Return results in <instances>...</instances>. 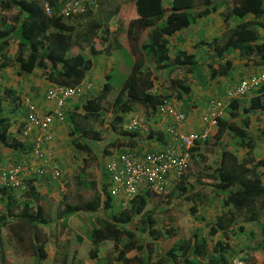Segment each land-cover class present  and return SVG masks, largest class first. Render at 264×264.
<instances>
[{
    "label": "trees",
    "instance_id": "16d2710c",
    "mask_svg": "<svg viewBox=\"0 0 264 264\" xmlns=\"http://www.w3.org/2000/svg\"><path fill=\"white\" fill-rule=\"evenodd\" d=\"M57 1H45L51 7V15H47L43 7L35 0H0L2 11H16L8 22L3 23L2 21L0 25V56L5 58L0 61V69L8 67L11 63L10 58L2 54L1 50L8 47L10 39H16L18 43L13 61L18 64L19 72L33 67L39 68L45 72L52 84L73 87L85 79L93 67L95 56L101 52L110 53L109 48L106 50L96 48L92 42L99 32L108 33L107 23L112 13L110 14L103 8V16L98 19L93 17L94 13L91 12L77 15L72 19H64L56 15V10L53 8ZM131 2L135 15L130 18L125 29L119 27V30L125 34L132 61L128 75L110 103L113 113L111 124L113 131L118 130L125 115L137 106L142 108L146 115L152 116L156 106L164 100L171 97L181 99L188 92L183 81L168 77L165 80L168 81L170 89L175 92L174 95L153 91L154 84L163 71L168 70L167 74L176 69L194 72L198 66L192 56L182 51L176 53L171 59L168 53L167 37L187 27L195 18L205 16L212 8L210 0H168L166 7L163 5V0H131ZM116 11L118 7H115L114 13ZM245 14H252L260 22H257L256 26L259 24L264 29L262 0H233L230 16L242 18ZM83 19L87 20L86 27H81L79 23L75 25L70 21ZM105 41L106 37L103 36L101 42ZM257 41L258 36L253 23L244 22L231 30L223 45H217L216 41L209 45L219 59L229 50L238 49L241 54L256 59L255 63L264 64V43ZM83 45H88L90 57L82 53H71L73 47L81 49ZM216 65L214 68L209 65L211 78L225 75L231 63L226 61L222 64L218 61ZM111 89V77L107 75L100 91L95 96L85 100L81 105L77 104L76 107L82 108V116L75 112L66 114V121L70 124L71 145L89 157L93 155L95 146L86 141L89 139L93 142L99 141L100 132L89 123L88 127L81 125L78 118L81 117L86 122L99 119L105 109V102ZM3 92L5 96H10L8 89ZM256 92L259 94L252 96L248 107L242 110L239 109V100H232L224 109L228 116L218 118L216 133L212 135L218 146L222 145L225 138L231 137L235 148H247L248 151L246 156L239 161L233 151L222 149L219 153L217 169L214 172L215 177L207 176L214 180L217 179V182L212 181L211 184H213V192L221 195H219L221 213L208 223L210 238L205 237L201 229H196L190 238L179 239L177 245L154 261L150 244L158 239V235L154 228L152 213H145L150 192L145 191L136 195L125 207L119 209V206V210L113 211V196L107 193L109 180L104 172L103 193L96 194V197L93 196L78 206L66 203L60 212L67 218L82 211L87 214L90 221L88 236L92 245L87 252L88 258L103 261L104 264H201L204 259H206L205 264H229L228 253L231 249L229 243L215 239L214 235L219 231L226 234L232 226L237 224L239 218L252 223L258 221L262 214L264 215V184L257 172L259 167H264V160L256 161L252 156V146L245 142L249 113L264 108L261 100V97H264V86ZM1 124L3 127L6 126L3 119H0V126ZM119 131V135L123 137L136 134V131L130 132L132 130ZM261 132L264 136V128ZM116 141L107 144L106 147H118V142L123 140L117 139ZM0 142L11 148L17 145L16 142L7 141L4 133H0ZM192 150H197V148L194 147ZM83 162V166H86V160ZM194 163L197 164L195 161ZM191 177H194L193 185L188 183ZM36 178L35 176L24 179L26 189L22 192V197L13 195L6 187L0 189V203L3 206V212L0 213V234L3 227L9 225L13 236L23 243L21 232L30 231V251L34 257V264H40L47 256L45 245L49 239L46 238L40 242L37 230L40 225H47L49 221L46 209L39 201L41 195L35 187ZM201 178L202 175L191 171L188 176L184 175L175 189L169 193L170 197L178 190L177 196L181 195L184 200L192 202L190 207L192 215L196 214L197 205L203 203L205 199L202 190L207 183ZM94 184L90 182L91 186ZM34 200L38 201L34 202ZM18 208L21 209L20 212H17ZM91 216L94 217L91 219ZM138 216H140L142 228L133 229L129 224ZM200 220L202 221L203 217ZM238 231L245 233L242 225L238 227ZM81 241L82 237L79 235L69 240V253L61 256L62 264H82L80 261H75L76 248ZM104 241L112 244L113 255L98 259L100 245ZM259 247L264 250V230ZM132 252V255H128Z\"/></svg>",
    "mask_w": 264,
    "mask_h": 264
},
{
    "label": "crops",
    "instance_id": "0c3cea01",
    "mask_svg": "<svg viewBox=\"0 0 264 264\" xmlns=\"http://www.w3.org/2000/svg\"><path fill=\"white\" fill-rule=\"evenodd\" d=\"M35 1H37L43 7V3H45L46 0ZM108 1L109 0L102 1L101 12ZM120 1L124 0H111L112 3L116 2L115 7H118L117 4L121 6V3H119ZM128 2H130V5L132 7L129 11L128 17L126 18L125 26H123L122 29L126 28L130 18H133L135 15L134 6L133 4H131V0H128ZM210 4L212 8L209 9V12L205 16L195 18V20H193L187 27L175 32L172 36L167 37L169 48L168 53L171 59L175 57L176 53L182 51L187 55L192 56L194 61L198 65L194 72L176 69L177 72L182 74L178 75V77H183L184 79H186L184 85H186L188 89V92L181 99L176 97L167 99V101L171 105H173L177 110L184 112L186 115V119L182 123H179L177 125V129L181 133L188 134L200 133L201 131H203V129L208 127L210 129L209 138L216 133L217 129V124L215 126L210 125L209 122L207 123V121H205L204 119L205 115H209L210 113L211 101H221L223 102V104H225V106H228L232 100L238 99L240 102V110H242L244 107H248L250 101L249 99L259 93L255 91L243 97H230L229 93L242 79L253 75L263 65L255 63L254 61L256 59H251V57L241 54L238 49L229 50L224 54L222 58L219 59L209 43L216 41L217 45H223L225 43L227 35L231 32V30L238 24L244 22L253 23L255 32L258 36L257 42L264 43V29L260 27L259 24L258 26H256V23L260 22L252 14H245L242 18L230 16V10L233 6V0H210ZM163 5L166 7L168 5V0H163ZM119 12L120 9L118 7V11H116V13H112L111 19H113L115 15L118 16ZM6 13L7 11H2L0 9V25H2V21L3 23L4 21L8 22L11 16L16 13V11L10 16L6 15ZM126 41L127 40L125 34L123 33L120 41L121 45L117 43V47L111 48L110 53L106 54L104 52H101L93 58V67L82 82L89 83L92 86L91 89L93 88L96 90L95 95L98 93V91H100L99 89H101L107 75L111 77V83L112 78L120 79L121 77H123L125 79L128 75L130 71L132 56L128 49L129 46L126 45ZM17 43L18 40L10 39L8 47H5L1 50L2 54H5L10 58L11 63L8 67L0 69V119H3L4 123H6L5 127H3V124H1L0 133H4L7 141L9 140L12 142H16L17 145L14 146L15 148H11L0 142V172H2L10 164L16 166L19 165L21 167L20 173L22 177L26 179L35 177L28 174L29 168L37 167L41 164L37 159H33L32 155V147L35 143L34 139L36 136H40L41 131L38 129V127H36L28 135H24L23 131L26 122L25 107L23 105L24 99L26 97L32 99V101L36 104L40 115H52L54 114V103L45 99V92L49 87L56 84H52L51 82H49L45 72L39 68L33 67L19 72L18 64L13 61L17 49ZM115 51L120 55V58L113 56ZM120 52L124 54L123 57ZM3 59L5 58H1L0 56V61H2ZM218 61L222 64L228 61L229 63H231V65L227 69L225 75H217L211 78V69L209 68V65H212V67L214 68L217 66L216 63ZM176 70L169 72L171 74H169V77H173V74ZM167 73L168 70H165V72H162L161 76L165 77L166 79ZM118 84L119 85L117 86H121L120 82H118ZM5 89L9 90L8 94L10 96H5L3 92ZM153 91L155 92V86ZM261 100L263 101L264 105L263 96L261 97ZM77 104L78 102L74 99L68 100L65 106V114L74 112L83 113L81 107H76ZM158 106H156V110L153 113L154 115L148 116L147 120L144 118H140V111H142L140 107H136L133 111L127 113L125 115L124 121L119 124L120 126L117 130V134L114 133L115 131H113L111 128L113 119L111 110V113H109L108 123L105 124V127H109V131L111 132L110 143L117 142L116 140L120 138L121 135H119V130L129 131L126 127L131 123L132 119H137L140 122V129L136 128L130 131H136V134H134V136H127V140L125 141L122 139V142H118V147H110V149L112 148V152L110 150V153H108V159L116 156L118 152L123 151H137L138 153H142L144 151H158L167 143L170 146H176L175 141L171 140V138H169L168 140L166 135L167 126L169 124H172L173 120L168 119L166 122L162 121ZM227 116V111H223L221 118H225ZM248 118L249 120L248 127L246 128L247 133L245 142L250 143V145L252 146V156L254 157V159H256V161L264 160V136L261 132L264 128V108L250 112ZM65 121H59L56 117H54L53 123L50 126V131L53 135V143L52 145H48L47 147H45V150L47 152L53 153L56 161L58 162V165L60 166V170H66V168L63 166L65 163V159L63 160L62 158H67L70 155V148H74L73 145L70 147V145L72 144V137L70 136V133L67 132L66 126L68 124L65 123ZM64 134L66 135L64 136ZM199 146L196 147L197 150L191 151L190 160H193L194 158V161L197 163V168L200 164L204 165L201 171H196L203 177H207L209 175H213L215 177L214 172L217 169V164L219 162V153L222 149L233 151L239 161L246 156V153L248 151L247 148H235V146H233L232 144V140L229 143H223L219 148L217 145V148L214 149L216 152V157L212 160V163L214 164V166H212V164L206 165V162L209 158L208 155H203L204 153H207L204 152L205 150H207L205 149L206 147L204 146L200 149ZM119 147L122 148L118 149ZM202 149H204V151H201ZM257 172L259 173L261 181L264 184V167H259L257 169ZM40 179L42 178H36L35 187L40 193L39 195L47 197L53 191V188H55L56 183H51V181H44L43 179ZM201 180L203 182L206 181L204 178H201ZM213 181L217 182V179L215 178V180ZM48 183H50V190H48L46 187V184ZM193 184L194 181L191 182V185ZM187 185L189 184L187 183ZM212 185L213 184H206L204 185V190H202L206 195L204 202L207 206L210 205L209 202L206 201V198L208 197L206 188L210 186V190H212ZM11 193H13V195L15 196H18L17 191H12ZM219 195L220 193L217 194L218 197ZM117 200L119 199L117 198ZM220 201L221 197L220 199H215L211 204L212 209L208 210L209 212L207 213V217H203L202 221L207 220V222L203 225L207 227V230L208 223L213 221L216 215L221 213ZM204 202L197 205L196 214L193 215L195 221H198L201 218V214L199 215V213L197 214V212L198 209L204 205ZM119 203H121L120 200ZM190 203L191 207L192 202ZM1 212H3V208ZM209 213H211V215ZM261 217L264 218V215L262 214ZM253 223L254 222H252V224ZM240 225H242V223L232 226L226 232V234H223L222 231L217 232L214 235L215 239L229 243L231 248L230 250L235 252V248L237 247V245H235V243H233L231 239L237 236L238 227ZM235 226H237L236 229H234ZM76 235L81 236L80 234ZM217 236L221 237L216 238ZM48 241L50 242L52 241V239ZM81 245L82 242L79 247L76 248L77 252L75 261H80L82 264H96L98 261L97 259L80 257L78 253H80L81 251ZM240 247L244 248L242 245H240ZM45 250L47 256L42 263L48 261L56 263L58 260L57 258L60 257L61 261V256L67 254L64 253L62 255H58L57 253H55V251H50L46 245ZM257 251L258 252L254 253L251 259V263L249 264H264V250L259 247Z\"/></svg>",
    "mask_w": 264,
    "mask_h": 264
},
{
    "label": "rangeland",
    "instance_id": "374dc122",
    "mask_svg": "<svg viewBox=\"0 0 264 264\" xmlns=\"http://www.w3.org/2000/svg\"><path fill=\"white\" fill-rule=\"evenodd\" d=\"M121 6L117 4V6L120 9L119 15L110 19L107 23L108 26V33L105 34L103 32H99L98 36L94 38L92 44L96 48H104L105 50L109 48H115L117 47V43L121 45V36H123L122 30H119V27L125 26L126 18L128 17L129 11L131 9L130 2L128 0L120 1ZM132 4V3H131ZM116 6V2L112 3L111 0L108 1V3L105 5L104 10H108L109 13H113ZM15 12V10L7 11L6 15H12ZM93 15V14H92ZM103 16V13L101 12V7L94 12L93 17L100 18ZM72 21L73 24L78 25L80 24L81 27H86L87 20L83 19L81 21ZM104 26H106L104 24ZM104 29V28H103ZM101 31V30H99ZM103 36L106 37L105 42H101ZM1 41V40H0ZM112 43V44H111ZM125 43V42H124ZM126 45L127 41H126ZM88 45H83L81 49L78 47H73L71 50L72 54L75 53H82L86 57H90ZM128 47V46H127ZM129 49V47H128ZM121 53V52H120ZM122 57L124 56L123 53H121ZM114 57L120 58V55L115 51L113 54ZM182 70V69H179ZM177 70L174 72L173 77H169L167 74V77L169 79L173 80H179L183 81V84L185 83L186 79L183 77L179 78L178 75H182ZM196 74V73H195ZM171 75V74H170ZM123 77L120 79L118 78H112V89L110 93L107 96V101L105 102V109L102 112L101 118L95 120V121H88L86 122L81 117L78 118L79 123L81 125H86V127L92 125L94 129L98 130L100 132V140L93 142L92 140L86 141L87 143L92 144L94 147L93 155L88 156L84 155V153H81L80 151L76 150L75 148H72L70 145V155L65 159L64 167L66 170L62 171V176L58 181L51 180V183H56L55 188H53V191L50 193L49 196L43 197L41 196L39 201L43 203V206L46 209L47 212V218L49 223L47 225H40L38 228V235H39V241L43 242L46 238L52 239V241H47L46 246L50 251H55L58 255H62L68 251V244L69 240H73V236L76 234H80L82 237V245L80 246V257H88V250L92 248L91 241L89 240L88 232L90 230L89 225V219L87 218V214L85 212H79L77 214L71 215L68 218L65 216H62L60 212L62 211L65 204H70L72 206H78L81 205L84 201L91 199L93 196L96 197V194H101L104 192L103 190V183L105 181L104 179V162L107 160V157L109 156L108 153H110V150L112 152V148L106 147L107 144L110 143L111 135H110V129L109 127H105V124L108 123L109 119V113H111L110 109V103L114 96H116L118 89L120 86L118 82L122 83ZM155 86V92L159 93H167V94H175L174 91H172L169 87L168 81L165 80V77H159L157 81L154 84ZM100 90V89H99ZM95 89H91L87 91L83 96H81L79 99H74L78 102L79 105H81L85 100L95 96ZM99 92V91H98ZM174 98V97H173ZM139 107V106H137ZM142 109V108H141ZM140 118L146 119L148 115L145 114V112L140 111ZM76 114H79L82 116V112H75ZM113 115V113H112ZM154 115V114H153ZM152 115V116H153ZM104 119V120H101ZM67 123V121H65ZM89 123V124H88ZM68 124V123H67ZM67 132H70V124L67 126ZM114 133L117 134V131ZM66 134H64L65 136ZM121 139L124 141L127 140V137L120 136ZM119 138V139H120ZM231 138L227 137L222 142L223 143H229L231 142ZM59 141V140H58ZM201 151L207 152L203 155H208V161L206 162V165L214 166L212 163V160L216 157L215 148H217L216 143L214 142V139L212 136L205 142L202 143L199 148H203ZM220 146H218L219 148ZM106 153V154H105ZM83 160H86V166H83ZM214 162V161H213ZM210 166V167H212ZM204 165H198L194 163L193 160H191L190 168L188 172L186 173V176H188L191 171H196L203 169ZM197 168V169H196ZM205 179L206 183L211 185L213 178L203 177L202 179ZM63 179V180H62ZM194 181V177H191L188 179V183H191ZM90 182H94V185H90ZM179 184V182H176L175 184H171L169 188L167 189L166 193L161 195H156L154 193H150L147 200V205L145 209V213H152V219L154 221V228L155 231H157L158 239L155 241H152L150 244V247L153 251L155 261L161 254L164 255L166 251H168L171 247L177 245V242L179 239H188L192 236L193 232L200 228L203 230V234L207 237L208 230L207 227L203 226L207 220L201 221L200 219L198 221L194 220V216L190 213L189 208L191 203L189 201L184 200L183 196L178 195V190L175 191L174 194H172L169 197V193L172 191V189H175V187ZM47 189L50 190V183L46 184ZM188 188V187H187ZM188 190V189H187ZM181 190H179L180 192ZM206 192L208 197L206 198L209 202V205L213 203L215 199H220V197L217 196L212 190H210V186L206 188ZM54 194V195H53ZM22 190H19L18 196L22 197ZM53 195V196H52ZM57 195V196H56ZM206 196V195H205ZM105 198V196H104ZM103 198V199H104ZM112 204H113V211L123 208L128 204L129 200L124 199L122 197H112ZM121 203H119V200ZM38 201V200H34ZM207 206L204 202V205L198 209L197 214H201V217H207L208 210L212 209V206ZM3 206L0 203V213H2ZM118 209V210H119ZM21 209L18 208L17 212H20ZM211 215V213H209ZM94 216H91V219ZM62 218V220H61ZM13 221V220H11ZM242 223L245 233L237 232V236L231 239L237 247L235 248V252L229 251L228 257H229V264H235V263H242V264H249L251 263V259L255 252H258L257 249L259 248L261 242H262V232L264 230V218L260 217V219L256 222L252 223H246L243 219L239 218L237 221V224ZM129 226L133 229L141 227L140 224V216L135 217L133 221L129 224ZM11 226H5L1 230V237H0V264H34V257L31 254L30 248V231L23 233L21 232L23 236V243H20L12 234ZM237 226L234 227L236 229ZM78 230V231H76ZM168 231H170L168 233ZM251 231V232H249ZM221 237L217 236L216 238ZM210 238V237H209ZM222 239V238H221ZM81 242L77 245V248L81 244ZM231 242V243H232ZM240 245H242L244 248H241ZM100 253L98 255V259H101L105 257L106 255L112 256L113 249L112 244L109 241H104L100 245L99 249ZM237 251V252H236ZM2 252V254H1ZM211 253V251H209ZM235 253V254H233ZM73 254V253H71ZM132 253H129L128 255H132ZM71 256V255H70ZM78 258V259H82ZM57 262L53 263L51 261L40 263V264H62V260L60 261V257L57 258ZM88 259V258H87ZM71 262V261H70ZM103 262V261H102ZM100 260L97 261L96 264H104ZM206 259L201 261V264H205Z\"/></svg>",
    "mask_w": 264,
    "mask_h": 264
},
{
    "label": "built area",
    "instance_id": "2783aa9c",
    "mask_svg": "<svg viewBox=\"0 0 264 264\" xmlns=\"http://www.w3.org/2000/svg\"><path fill=\"white\" fill-rule=\"evenodd\" d=\"M103 0H58L53 7L56 15L64 19H72L77 15L98 10ZM264 1V0H263ZM43 9L47 15H51V7L43 3ZM264 86V64L253 75L242 79L229 93L230 97H243L257 91ZM89 83L81 82L76 86L53 85L45 92V99L54 103V114L40 115L36 104L28 97L24 99L26 108V122L24 135H28L36 127L41 131L36 136L32 147L33 159L40 161L37 167H30L28 174L39 178L57 180L61 177V170L53 153L45 150L52 145L53 135L50 126L54 117L62 121L65 117L64 108L68 100L78 99L91 89ZM159 114L162 121L172 119L173 123L167 126V138L175 141L176 146L165 144L158 151H123L109 158L105 164L106 175L109 180V191L113 196L124 199H132L145 191L161 195L166 193L171 184L180 179L188 170L190 162V150L199 142H204L210 135L207 127L200 133H181L177 125L186 119V115L177 110L168 101L159 104ZM227 107L223 102L213 100L210 103V113L204 119L210 125L215 126L218 118ZM139 121L132 119L126 127L127 130L140 129ZM178 143V148H177ZM19 165H8L0 172V189L6 187L9 190H24L25 181L21 175ZM242 264V263H235Z\"/></svg>",
    "mask_w": 264,
    "mask_h": 264
},
{
    "label": "clouds",
    "instance_id": "9594fccd",
    "mask_svg": "<svg viewBox=\"0 0 264 264\" xmlns=\"http://www.w3.org/2000/svg\"><path fill=\"white\" fill-rule=\"evenodd\" d=\"M262 1H263V0H262ZM263 2H264V1H263ZM100 7H101V5H100ZM100 7H99V8H100ZM99 8H98V9H99ZM95 12H96V11H95ZM91 13H92V12H91ZM78 99H79V98H78ZM164 101H167V99L164 100ZM65 106H66V105H65ZM65 113H66V108H64V115H65V117H66V114H65ZM183 113H184V112H183ZM184 114H185V113H184ZM65 117H64V119H63L62 121H65ZM220 117H221V116H220ZM220 117H219V118H220ZM217 121H218V120H217ZM209 136H210V135H209ZM208 139H209V137L207 138V140H208ZM207 140H205L204 142H199V143H197V145H196L195 147L201 145L202 143H205ZM198 144H199V145H198ZM193 148H194V147H193ZM190 153H191V150H190ZM107 161H108V158H107V160L104 162V172H105V174H106V171H105V164L107 163ZM190 164H191V160H190V162H189V168H190ZM189 168H188V170H189ZM188 170H187V172H188ZM187 172H186V173H187ZM186 173H185L184 175H186ZM184 175H183V176H184ZM61 176H62V171H61ZM106 176H107V175H106ZM183 176H182V177H183ZM182 177H181V178H182ZM60 178H61V177H60ZM60 178H59V179H60ZM181 178L178 179L176 182H179V181L181 180ZM57 180H58V179H57ZM57 180H56V181H57ZM24 181H25V180H24ZM48 181H51V180H48ZM176 182H174L173 184H175ZM25 189H26V181H25ZM25 189H24V190H25ZM8 190H9V189H8ZM24 190H22V192H23ZM106 190H107V193H109L110 195H112V194L110 193V191H109V187H107ZM10 191H11V192H12V191H17V192H19V190H10ZM112 196H113V195H112ZM113 197H118V196H113ZM126 205H127V204H126ZM76 250H77V249H76ZM66 253H69V251H66Z\"/></svg>",
    "mask_w": 264,
    "mask_h": 264
}]
</instances>
